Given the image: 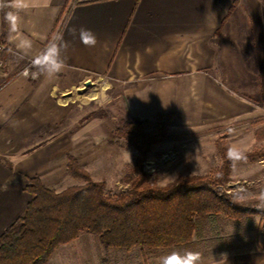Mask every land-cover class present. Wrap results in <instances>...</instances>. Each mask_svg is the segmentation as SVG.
Wrapping results in <instances>:
<instances>
[{
  "label": "crops",
  "instance_id": "obj_1",
  "mask_svg": "<svg viewBox=\"0 0 264 264\" xmlns=\"http://www.w3.org/2000/svg\"><path fill=\"white\" fill-rule=\"evenodd\" d=\"M10 11L33 50L25 55L16 48L8 22L6 62L33 58L57 35L67 47L64 70L42 90L43 77L23 76L0 88V240L33 197L29 179L55 167V145L41 143V130L56 121L53 96L61 79L78 87L105 77L122 87L130 118L174 113L173 124L183 128L264 113V0H28L27 8ZM81 28L95 33L94 47L81 41ZM132 249L107 247L84 232L59 246L48 264L111 258L130 264ZM224 258L264 264V238L255 235L247 249Z\"/></svg>",
  "mask_w": 264,
  "mask_h": 264
},
{
  "label": "rangeland",
  "instance_id": "obj_2",
  "mask_svg": "<svg viewBox=\"0 0 264 264\" xmlns=\"http://www.w3.org/2000/svg\"><path fill=\"white\" fill-rule=\"evenodd\" d=\"M0 19L1 40L5 42ZM31 61L32 58L24 59L14 65L7 62V75L0 77V88L20 77L25 70L29 71L27 78L38 81L41 77H31ZM88 82L77 87L73 81L61 79L60 89L53 96L56 121L45 122L41 130V143L48 140L55 145L56 164L40 178L46 187L57 192L85 184V179L71 173L70 158L73 157L92 181L103 184L106 193L124 192L134 175L138 156L134 147L115 134V130L130 118L124 91L105 77L92 76ZM218 141L223 142L229 156L260 151L253 158L235 159L228 177L216 186V191L251 209L264 210V113L205 128H183L172 121L169 135L154 145L144 161L149 181L158 186H170L189 176L216 177L223 164ZM263 216V212L254 211L235 217L224 213L199 217L190 242L168 247L134 246L130 248V264H158L160 257L174 250L198 251L202 264H225L226 254L247 249L255 235L264 238ZM84 232L88 231L81 233ZM111 259L103 264H123V260L113 262L114 258Z\"/></svg>",
  "mask_w": 264,
  "mask_h": 264
},
{
  "label": "trees",
  "instance_id": "obj_3",
  "mask_svg": "<svg viewBox=\"0 0 264 264\" xmlns=\"http://www.w3.org/2000/svg\"><path fill=\"white\" fill-rule=\"evenodd\" d=\"M8 12L9 0H0L4 39ZM68 13L66 7L65 16ZM174 116L159 113L154 121L132 117L115 130L117 136L138 151L134 175L124 192L106 193L103 184L92 181L73 157L71 173L85 179V184L57 192L46 187L40 176L31 177L26 190L33 197L25 213L1 235L0 264H47L56 248L83 231L96 234L111 247H168L190 242L199 217L211 213L230 217L254 211L264 213L216 191V186L228 177L235 159L253 158L260 151L229 156L223 142L218 141L223 164L216 177L189 176L170 186L149 181L144 161L154 145L169 135Z\"/></svg>",
  "mask_w": 264,
  "mask_h": 264
},
{
  "label": "clouds",
  "instance_id": "obj_4",
  "mask_svg": "<svg viewBox=\"0 0 264 264\" xmlns=\"http://www.w3.org/2000/svg\"><path fill=\"white\" fill-rule=\"evenodd\" d=\"M10 6L16 10H21L28 7V0H12ZM6 20L10 24L11 32L15 34L13 40L16 48L25 55L31 54L33 50V40L20 31V18L17 12H8L6 14ZM79 38L86 46L94 47L97 43V37L90 29H79ZM40 39L43 40L45 37L41 36ZM66 47L67 44L62 42V37L57 35L33 56L31 61L33 69L31 71V77L32 79L43 77L41 90L47 84L57 79L59 74L64 70L66 65L62 53ZM20 75L27 77L29 71L25 70ZM158 264H202V255L198 251L174 250L160 257Z\"/></svg>",
  "mask_w": 264,
  "mask_h": 264
},
{
  "label": "built area",
  "instance_id": "obj_5",
  "mask_svg": "<svg viewBox=\"0 0 264 264\" xmlns=\"http://www.w3.org/2000/svg\"><path fill=\"white\" fill-rule=\"evenodd\" d=\"M7 49V45L5 42L1 40V19H0V77H4L7 75V62L4 59V52ZM263 226L262 231H264V216L262 217Z\"/></svg>",
  "mask_w": 264,
  "mask_h": 264
}]
</instances>
